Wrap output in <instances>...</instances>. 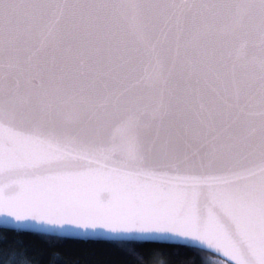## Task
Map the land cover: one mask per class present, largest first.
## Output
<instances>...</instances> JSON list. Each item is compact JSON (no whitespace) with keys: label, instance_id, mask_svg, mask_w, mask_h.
<instances>
[{"label":"water","instance_id":"water-1","mask_svg":"<svg viewBox=\"0 0 264 264\" xmlns=\"http://www.w3.org/2000/svg\"><path fill=\"white\" fill-rule=\"evenodd\" d=\"M0 227L264 264V0H0Z\"/></svg>","mask_w":264,"mask_h":264},{"label":"trees","instance_id":"trees-1","mask_svg":"<svg viewBox=\"0 0 264 264\" xmlns=\"http://www.w3.org/2000/svg\"><path fill=\"white\" fill-rule=\"evenodd\" d=\"M0 264H230L182 245L62 238L0 227Z\"/></svg>","mask_w":264,"mask_h":264}]
</instances>
